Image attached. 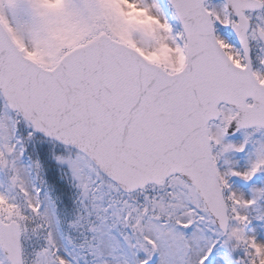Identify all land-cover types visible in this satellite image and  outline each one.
<instances>
[{"label": "snow or ice", "instance_id": "obj_1", "mask_svg": "<svg viewBox=\"0 0 264 264\" xmlns=\"http://www.w3.org/2000/svg\"><path fill=\"white\" fill-rule=\"evenodd\" d=\"M0 264H264V0H0Z\"/></svg>", "mask_w": 264, "mask_h": 264}]
</instances>
